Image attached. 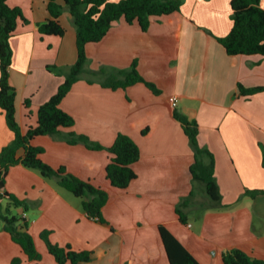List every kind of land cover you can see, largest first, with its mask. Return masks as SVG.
Segmentation results:
<instances>
[{"label":"crops","instance_id":"0c3cea01","mask_svg":"<svg viewBox=\"0 0 264 264\" xmlns=\"http://www.w3.org/2000/svg\"><path fill=\"white\" fill-rule=\"evenodd\" d=\"M230 2L184 0L180 11L153 17L147 31L121 18L102 40L87 44L84 72L61 102V108L74 117V126L62 128L58 137L36 136L32 144L44 147L41 157L46 163L63 165L109 192L103 208L106 222L89 218L82 200L55 179L22 164L12 166L6 189L27 202L28 209L20 207L18 213L25 214L42 255L41 260H29L21 248V264H56L41 238L44 230L50 231L53 242L92 250V260L84 264H170L159 225L201 264H224L223 252L232 248L264 259V194H246L264 189V91L239 92V84L264 86V56L229 55L217 40L231 30ZM8 3L20 7L28 20L19 22L11 38L10 69L17 119L25 132L37 123L39 106L65 80L48 65L69 66L77 60L76 26L64 4L60 21L65 35L41 34L39 24L50 18L48 0ZM261 5L264 8V0ZM67 12L73 23L64 19ZM134 59L139 72L162 93L155 94L144 83L118 89L102 85L111 73L128 69ZM102 67L105 73H95ZM174 96L177 100L172 102ZM27 98L29 108L24 103ZM175 109L197 121L198 141L214 156L222 203L228 205L206 208L210 198L203 183L195 182V199L185 209L186 224L176 208L194 188L190 166L195 156L174 117ZM70 131L105 147L119 133L132 137L141 151L132 165L137 177L127 188L113 186L106 176L112 154L68 143L64 136ZM13 138L0 107V151ZM6 234L10 236L0 232V239L8 243Z\"/></svg>","mask_w":264,"mask_h":264},{"label":"trees","instance_id":"16d2710c","mask_svg":"<svg viewBox=\"0 0 264 264\" xmlns=\"http://www.w3.org/2000/svg\"><path fill=\"white\" fill-rule=\"evenodd\" d=\"M262 0H231L232 27L225 36L217 37L229 55L264 56V8ZM184 0H48L50 18L39 24L41 34L64 36L66 28L60 17L64 4L76 26L77 60L68 67L67 71L56 65H48V69L61 74L65 73V80L57 91L38 108V118L35 125H31L24 132L17 119L16 89L11 83L10 69L14 51L11 38L19 22L28 20L20 7H12L8 0H0V107L4 111L6 122L14 133L13 140L0 151V219L3 229L8 232L14 242L19 244L29 260H41L42 255L37 249L35 240L29 231V222L22 214L13 212V208L28 209L25 200L6 189V177L10 167L22 164L27 168L38 170L42 176L55 179L57 183L82 200L83 210L91 219L106 222L103 208L107 204L109 192L88 180H84L67 167H53L46 163L41 155L45 151L42 146H35L32 140L39 135L58 137L62 128H71L75 124L74 117L61 108V102L70 92L84 72L87 55V44L102 40L113 24L124 18L129 24L137 22L143 31H147L153 17L168 15L180 11ZM97 72L105 73L104 67ZM136 83H144L155 94L162 93L161 88L154 82L147 80L138 70V60L134 59L128 69H120L111 73L102 85L112 89L126 88ZM264 91V86L245 87L239 84V92L252 95ZM25 106H31V99L25 100ZM174 117L181 123L188 136L195 160L190 166L194 188L177 205L176 212L180 221L188 223L185 209L189 207L196 196L195 182L203 183L210 204L206 208H224L222 195L215 176V160L212 152L198 141L199 125L196 120L189 119L179 110H174ZM64 139L70 144H83L90 149H107L111 159L106 166V176L111 184L117 188H127L137 177L133 164L141 157L140 147L127 134L119 133L114 143L105 147L90 140L87 135L70 131ZM246 194L256 197L264 194V189L247 190ZM170 264H201L195 256L164 226L159 225ZM41 238L50 254L54 256L56 264H84L93 258L92 250H78L68 243L61 245L50 239V231L41 232ZM224 264H264V259L254 258L240 248H232L223 252ZM21 259L15 257L12 264H21Z\"/></svg>","mask_w":264,"mask_h":264},{"label":"rangeland","instance_id":"374dc122","mask_svg":"<svg viewBox=\"0 0 264 264\" xmlns=\"http://www.w3.org/2000/svg\"><path fill=\"white\" fill-rule=\"evenodd\" d=\"M69 17L70 16H69L68 12L64 13V19L67 18L71 21V23H73ZM72 25L75 27L74 23ZM69 37H70V34H69ZM69 66H61V68H63L64 71H67ZM64 71H62V73H61L62 75H65ZM13 212L18 213V208H13ZM0 232L2 234L5 233V231L3 229V221L1 219H0ZM6 237H7L6 239H8V241H9L8 243H6V241L4 239H0V264H12L11 261H13V259L15 258L14 256L19 257V255H20L21 256L20 258H22L21 247L17 243H15L10 238V236L8 234H6ZM43 261H47L46 256L43 258Z\"/></svg>","mask_w":264,"mask_h":264},{"label":"built area","instance_id":"2783aa9c","mask_svg":"<svg viewBox=\"0 0 264 264\" xmlns=\"http://www.w3.org/2000/svg\"><path fill=\"white\" fill-rule=\"evenodd\" d=\"M176 100H177V97H175V96L171 98L172 102H175ZM24 217H25V214H24Z\"/></svg>","mask_w":264,"mask_h":264}]
</instances>
